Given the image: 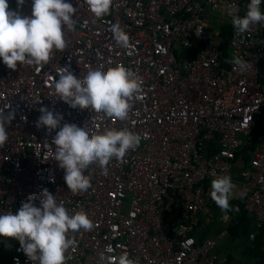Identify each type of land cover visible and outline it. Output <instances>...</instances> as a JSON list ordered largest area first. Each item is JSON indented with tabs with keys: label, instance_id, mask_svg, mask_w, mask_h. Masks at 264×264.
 <instances>
[{
	"label": "built area",
	"instance_id": "built-area-1",
	"mask_svg": "<svg viewBox=\"0 0 264 264\" xmlns=\"http://www.w3.org/2000/svg\"><path fill=\"white\" fill-rule=\"evenodd\" d=\"M66 2L76 8V24L64 30V51H54L43 66L18 64L14 71L0 60V112L13 115L0 148V214H15L29 195L47 189L70 215L83 211L94 224L91 231L68 234L75 245L65 253L66 264H101V253H127L135 264H217L215 241L197 242L193 220L215 204L212 180L232 178L235 163H247L244 208L264 224V23L236 33L232 17H244L250 0H114L100 20L84 0ZM8 3L17 9L16 0ZM204 5L224 11L220 22L232 26L226 55L220 32L202 21ZM260 8L264 13V0ZM31 10L32 0H25L21 13ZM117 23L131 47L114 40ZM194 40L200 50L184 57ZM234 56L248 63L246 71L226 62ZM117 65L143 80L127 120L73 109L54 91L64 67L83 79L89 70ZM42 107L63 117L60 127L131 131L140 136L139 147L122 161L113 158L107 175L91 165L85 175L92 187L73 194L54 158L59 128L48 133L36 127ZM15 242L6 262L0 254V264H32Z\"/></svg>",
	"mask_w": 264,
	"mask_h": 264
},
{
	"label": "clouds",
	"instance_id": "clouds-1",
	"mask_svg": "<svg viewBox=\"0 0 264 264\" xmlns=\"http://www.w3.org/2000/svg\"><path fill=\"white\" fill-rule=\"evenodd\" d=\"M24 2L16 0L17 9L10 10L8 0H0V60L13 71L18 64H47L54 51L66 49L64 30L73 31L76 24L73 19L76 8L66 0H32L30 15L21 13ZM84 3L94 19L100 20L110 14L114 0H84ZM261 3L262 0H250L244 17H232L238 35L248 32L252 25L264 23ZM111 31L117 45L131 47L129 35L120 24H113ZM226 62L240 72L249 67L238 56ZM142 85L143 80L137 73L117 65L106 71L89 70L83 79L64 67L53 88L59 100L73 109H87L124 121L129 118L132 101L140 98ZM40 113L36 122L38 129L44 127L51 133L59 128L52 140L54 158L64 170V181L73 194L87 192L92 187L90 176L85 175L91 165L97 164L107 175V166L113 158L122 161L129 150H135L140 144V136L128 130L109 129L102 134H90L75 124L65 123L60 127L63 117L46 107L40 108ZM12 119V114L5 118L0 112V148L8 141L6 124ZM235 189L236 185L228 175L212 180L210 197L222 213L233 210L229 201ZM36 200H39V206L34 204ZM93 228L94 224L85 212L70 215L47 189L39 196L29 195L15 214L11 211L0 214V237L17 240L20 250L32 264H66L65 253L75 245L68 234ZM108 251H111L110 246ZM100 261L101 264H135L127 253L118 257L101 253Z\"/></svg>",
	"mask_w": 264,
	"mask_h": 264
},
{
	"label": "crops",
	"instance_id": "crops-1",
	"mask_svg": "<svg viewBox=\"0 0 264 264\" xmlns=\"http://www.w3.org/2000/svg\"><path fill=\"white\" fill-rule=\"evenodd\" d=\"M223 13L222 10L213 12L204 5L202 21L210 29L220 32L226 25L219 20ZM247 178V163H235L232 179L236 189L229 201L233 210L222 213L216 204H210L205 213L194 217L193 236L197 242L205 239L215 241L217 264H264V224L257 225L255 216L244 208ZM6 240L0 237V245H4ZM7 260L4 257V262Z\"/></svg>",
	"mask_w": 264,
	"mask_h": 264
},
{
	"label": "trees",
	"instance_id": "trees-1",
	"mask_svg": "<svg viewBox=\"0 0 264 264\" xmlns=\"http://www.w3.org/2000/svg\"><path fill=\"white\" fill-rule=\"evenodd\" d=\"M203 1V0H202ZM232 31V26L230 24H226L221 30H220V38H221V49L222 52L226 55L227 52V45L228 41L230 39V34ZM201 42L194 40L193 41V48L190 51L184 52V57L186 58H192L199 50H200Z\"/></svg>",
	"mask_w": 264,
	"mask_h": 264
},
{
	"label": "rangeland",
	"instance_id": "rangeland-1",
	"mask_svg": "<svg viewBox=\"0 0 264 264\" xmlns=\"http://www.w3.org/2000/svg\"><path fill=\"white\" fill-rule=\"evenodd\" d=\"M15 244H16V242H15L14 239L7 238V240L4 243V245H0L1 246L0 252L6 259L11 256Z\"/></svg>",
	"mask_w": 264,
	"mask_h": 264
}]
</instances>
